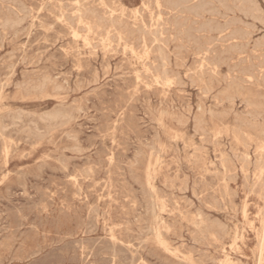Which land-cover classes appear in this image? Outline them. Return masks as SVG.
I'll return each mask as SVG.
<instances>
[{"label": "rangeland", "instance_id": "1", "mask_svg": "<svg viewBox=\"0 0 264 264\" xmlns=\"http://www.w3.org/2000/svg\"><path fill=\"white\" fill-rule=\"evenodd\" d=\"M59 1L0 0V263L264 264V0Z\"/></svg>", "mask_w": 264, "mask_h": 264}, {"label": "bare ground", "instance_id": "2", "mask_svg": "<svg viewBox=\"0 0 264 264\" xmlns=\"http://www.w3.org/2000/svg\"><path fill=\"white\" fill-rule=\"evenodd\" d=\"M57 1H58V0H57ZM60 1H61V0H60ZM60 1H59V2H60ZM68 1L70 2V0H68ZM74 1H75V0H74ZM109 1H110V0H109ZM143 1H145V0H143ZM148 1H149V0H148ZM148 1H146V2L148 3ZM153 1H155L157 7L160 9V7L162 6V0H153ZM165 1H166V0H165ZM173 1H174V0H173ZM175 1H176V0H175ZM179 1L182 2V0H178V1H176V2H178V4H179ZM183 1H184V0H183ZM187 1H189V0H187ZM199 1H200V0H199ZM202 1H203V0H202ZM218 1H219V0H217V2H218ZM243 1H244V0H243ZM243 1L241 0V2H243ZM250 1H251V0H250ZM18 2H19V1H17V3H18ZM66 2H67V1H66ZM69 2H68V3H69ZM72 2H73V1H72ZM185 2H186V1H185ZM192 2H193V0H192ZM200 2H201V1H200ZM246 2H247V0H246ZM68 3H67V4H68ZM99 3H100V1H99ZM152 3H153V2H152ZM170 3H171V2H170ZM170 3H169V5H170ZM202 3H203V2H202ZM208 3H209V1H207V4H208ZM255 3H256V2H255ZM255 3H254V4H255ZM19 4H20V2H19ZM100 4H101V3H100ZM100 4H99V5H100ZM102 4H104L103 1H102ZM105 4H106V3H105ZM115 4L117 5V3H115ZM115 4H114V5H115ZM167 4H168V3H167ZM184 4H185V3H184ZM196 4H198V1H197ZM200 4H201V3H200ZM207 4H206V6H207ZM219 4L221 5L220 2H219ZM227 4H229V2H228ZM55 5H56V4H55ZM71 5H73V4H71ZM77 5H78V4H77ZM92 5H93V4H92ZM92 5H91V6H92ZM120 5H121V4H120ZM145 5H146V4H145ZM145 5H144V6H145ZM149 5H150V3H149ZM171 5L176 7V5H173V4H171ZM181 5H182V4H181ZM187 5H188V3H187ZM194 5H195V4H194ZM210 5H211V4H210ZM251 5H252V4H251ZM23 6H24V5H23ZM50 6H51V4H50ZM52 6H53V5H52ZM75 6H76V5H75ZM95 6H96V5H95ZM95 6H94V7H95ZM100 6H101V5H100ZM147 6H148V5H147ZM167 6H168V5H167ZM167 6H166V7H167ZM172 6H169V7H172ZM177 6L181 7L180 5H177ZM199 6H200V5H199ZM201 6H203V5H201ZM201 6H200V7H201ZM212 6H213V4H212ZM215 6H217V5H215ZM39 7H40V6H39ZM58 7H59V5H58ZM61 7H63V6H61ZM73 7H74V6H73ZM78 7H79V6H78ZM92 7H93V6H92ZM114 7H115V6H114ZM120 7H121V6H120ZM154 7H155V6H154ZM157 7H156V8H157ZM164 7H165V6H164ZM179 7H178V9H179ZM187 7H189V5H188ZM187 7H185V8L187 9ZM191 7H192V6H191ZM197 7H198V5H197ZM200 7H198V8L200 9ZM223 7H224V6H223ZM225 7H228V6H225ZM256 7H258V6L256 5ZM7 8H8V7H7ZM13 8H16V7L14 6ZM50 8L52 9L53 7H50ZM54 8H55V7H54ZM71 8H72V7H71ZM71 8H70V9H71ZM97 8H98V7H97ZM102 8H103V7H102ZM105 8H106V7H105ZM127 8H128V7H127ZM202 8H203V7H202ZM207 8L209 9L210 7H207ZM213 8H214V7H213ZM237 8H238V7H237ZM240 8H241V7H240ZM243 8H244V7H243ZM247 8H248V6H247ZM29 9L31 10L32 8H29ZM94 9H95V8H94ZM116 9H117V8H116ZM118 9H119V8H118ZM123 9H124V7H123ZM133 9H134V8H133ZM139 9H141V8H139ZM148 9H149V8H148ZM150 9H153V12H155V11H154V8L151 7ZM150 9H149V10H150ZM171 9H172V8H171ZM175 9H176V8H175ZM194 9H196V7H194ZM194 9L192 8V10H191V9H190V10H191V11H194ZM203 9H204V8H203ZM35 10H36V9H35ZM39 10H40V9H39ZM46 10H48V9L46 8ZM63 10H64V9H63ZM105 10H107V9H105ZM110 10H112V9H110ZM124 10H125V9H124ZM146 10H147V9H146ZM157 10H158V9H157ZM209 10L211 11V9H209ZM209 10H208V12H209ZM215 10H216V9H215ZM224 10H225V9H224ZM229 10H230V9H229ZM238 10H239V9H238ZM17 11H18V10H17ZM113 11H114V10H113ZM113 11H112V12H113ZM125 11H126V10H125ZM128 11H129V10H128ZM137 11H139V10H137ZM137 11H136V13H138ZM150 11H151V10H150ZM161 11H162V10H161ZM165 11H166V10H165ZM173 11H175V10H173ZM184 11H185V9H184ZM188 11H189V10H188ZM191 11H190V13H191ZM199 11H200V10H199ZM213 11H214V10L212 9L211 13H212ZM216 11H217V10H216ZM219 11H220V10H219ZM219 11H217V12H218V15H219ZM225 11H226V10H225ZM241 11H242V10H241ZM241 11H240V12H241ZM250 11H251V10H250ZM258 11H259V10H258ZM263 11H264V10H263ZM18 12H19V11H18ZM37 12H38V11H37ZM48 12H49V11H48ZM54 12H55V11H54ZM64 12H65V10H64ZM69 12H70V11H69ZM76 12H77V11H76ZM108 12H109V11H108ZM120 12H121V11H120ZM129 12H130V11H129ZM168 12H169V11H168ZM170 12H171V11H170ZM178 12H180V10H179ZM194 12H196V11H194ZM197 12H198V11H197ZM197 12H196V13H197ZM203 12H204V11H203ZM243 12H244V11H243ZM246 12H248V11H246ZM59 13H61V12H59ZM127 13H128V12H127ZM131 13H132V12H131ZM147 13H148V12H147ZM181 13H184V12L181 11ZM188 13H189V12H188ZM214 13H216V12L214 11ZM234 13H235V12H234ZM252 13H253V12H251V14H252ZM254 13H255V12H254ZM258 13H259V12H258ZM19 14H20V13H19ZM97 14H99V13H97ZM103 14H104V13H103ZM103 14H102V15H103ZM106 14H107V13H106ZM133 14H134V13H133ZM140 14H142V12H141ZM155 14H156V13H155ZM163 14H164V13H163ZM169 14H170V13H169ZM174 14H175V13H174ZM178 14H179V13H178ZM198 14H199V13H197V15H198ZM224 14H225V12H224ZM251 14H250V15H251ZM259 14L261 15V12H260ZM259 14H258V15H259ZM262 14H263V12H262ZM64 15H66V14H64ZM73 15H74V13H73ZM99 15H100V14H99ZM112 15H113V14H112ZM129 15H132V14H129ZM145 15H147V14H145ZM156 15H158V14H156ZM161 15H162V14H161ZM180 15H181V14H180ZM192 15H193V14H192ZM192 15H191V16H192ZM211 15H212V14H211ZM215 15H217V14H215ZM247 15H248V14H247ZM247 15H245V16L247 17ZM256 15H257V14H256ZM59 16H60V15H59ZM77 16H78V15H77ZM90 16H91V15H90ZM103 16H104V15H103ZM105 16H106V15H105ZM114 16H115V15H114ZM114 16H113V17H114ZM116 16H118V15L116 14ZM116 16L114 17L115 19H116ZM148 16H149V15H148ZM151 16H152V15H151ZM154 16H155V15H154ZM175 16H176V15H175ZM181 16H182V15H181ZM198 16L200 17V15H198ZM243 16H244V15H243ZM252 16H253V14H252ZM252 16H251V17H252ZM262 16H263V15H262ZM73 17H76V16H73ZM99 17H100V16H99ZM125 17H126V16H125ZM143 17H144V16H143ZM185 17H187V16H185ZM193 17H195V16H193ZM201 17H202V16H201ZM222 17H224V16H222ZM227 17H228V16H227ZM55 18H57V17H55ZM58 18H59V17H58ZM58 18H57L56 20H59ZM62 18H63V17H62ZM78 18H79V17H78ZM80 18H81V17H80ZM110 18H112V17H110ZM131 18H132V17H131ZM145 18H147V16L144 17V19H145ZM152 18H154V17H152ZM152 18H151V19H152ZM171 18H172V17H171ZM177 18H178V16H177ZM188 18H189V17H188ZM190 18H191V17H190ZM190 18H189V19H190ZM195 18H196V17H195ZM230 18H231V17H230ZM230 18H229V19H230ZM236 18H237V17H236ZM236 18H234V19H236ZM244 18H245V17H244ZM247 18H248V17H247ZM257 18H258V16H257ZM28 19H29V18H28ZM71 19H72V18H71ZM94 19H95V17H94ZM127 19H128V18L126 17L125 20H127ZM139 19H140V18H139ZM151 19H150V20H151ZM154 19H155V18H154ZM168 19H169V18H168ZM193 19H194V18H193ZM229 19H228V20H229ZM234 19H232V20H234ZM61 20H62V19H61ZM80 20H81V19H80ZM88 20H89V19H88ZM128 20H129V19H128ZM160 20H161V19H160ZM160 20H158V21H160ZM169 20H170V19H169ZM171 20H172V19H171ZM175 20H176V19H175ZM181 20H182V19H181ZM186 20H187V19H186ZM216 20H217V18H216ZM240 20H241V19H240ZM252 20H253V19H252ZM70 21H71V20H70ZM77 21H78V20H77ZM85 21H86V19H85ZM133 21H135V19H134ZM140 21H141V19H140ZM158 21H157V22H158ZM182 21H183V20H182ZM188 21H190V20H188ZM197 21H198V20H197ZM203 21H204V20H203ZM203 21H202V22H203ZM205 21H206V20H205ZM209 21H210V20H209ZM214 21H215V20H214ZM234 21H235V20H234ZM242 21H243V20H242ZM242 21H241L240 23H242ZM256 21H259V20L256 19ZM261 21H262V20H261ZM59 22H60V21H59ZM75 22H76V21H75ZM127 22H128V21H127ZM137 22H138V21H137ZM160 22H161V21H160ZM174 22H175V21H174ZM178 22H179V21H178ZM191 22H192V20H191ZM202 22H201V24H204V23H205V22H204V23H202ZM227 22H228V21H227ZM237 22H238V20H237ZM259 22H260V21H259ZM262 22H263V21H262ZM121 23H122V22H121ZM121 23H120V24H121ZM129 23H130V22H129ZM131 23H132V22H131ZM131 23H130V24H131ZM138 23H139V22H138ZM165 23H167V20H166ZM165 23H163V24H165ZM172 23H173V22H172ZM183 23H184V21H183ZM193 23L196 24L195 22H193ZM213 23H214V22H213ZM215 23L217 24V23H220V22H219V21H218V22L215 21ZM224 23H225V22H224ZM243 23H244V22H243ZM243 23H242V24H243ZM260 23H261V22H260ZM76 24H77V23H76ZM82 24H83V22H82ZM102 24H103V23H102ZM147 24H148V23H147ZM163 24H162V25H163ZM168 24H169V23H168ZM184 24H186V23H184ZM194 24H193V25H194ZM197 24L200 25V23H197ZM197 24H196V26H197ZM210 24H212V20H211V23H210ZM245 24H247V23H245ZM62 25H63V24H62ZM70 25H71V24H70ZM93 25H94V24H93ZM112 25H113V24H112ZM137 25H138V24H137ZM152 25H153V24L151 23V26H152ZM157 25H159V22H158ZM190 25H191V24H190ZM190 25H186V26L189 27ZM199 25H198V26H199ZM204 25H205V24H204ZM208 25H209V24H208ZM233 25H234V24H233ZM238 25H239V24H238ZM238 25H237V26H238ZM248 25H249V24H248ZM251 25H252V23H251ZM255 25H256V24H255ZM255 25H253V27H256ZM262 25H263V23H262ZM67 26H68V25H67ZM76 26H77V25H76ZM109 26H110V25H109ZM138 26H139V25H138ZM140 26H141V24H140ZM142 26H143V25H142ZM142 26H141V27H142ZM146 26H148V25H146ZM146 26H145V27H146ZM174 26H175V23H174ZM174 26H173V27H174ZM198 26H197V27H198ZM202 26H203V25H202ZM202 26H201V27H202ZM216 26H218V24H217ZM228 26H229V24H228ZM263 26H264V25H263ZM48 27H49V26H48ZM61 27H62V26H61ZM97 27H98V26H97ZM119 27H120V26H119ZM130 27H131V26H130ZM148 27H149V26H148ZM181 27H182V26H181ZM194 27H195V26H194ZM206 27H207V26H206ZM210 27H211V25H209V29H210ZM238 27H239V26H238ZM238 27H237V28H238ZM247 27H248V26H247ZM250 27H252V26H250ZM63 28H64V27H63ZM80 28H81V27H80ZM83 28H85V27H83ZM100 28H101V27H100ZM100 28H97V29H100ZM113 28H114V27H113ZM120 28H121V27H120ZM120 28H119V29H120ZM123 28H124V25H123ZM128 28H129V27H128ZM133 28H134V27H133ZM146 28H147V27H146ZM160 28H161V26H160ZM195 28H196V27H195ZM199 28H200V27H198V29H199ZM202 28H204V27H202ZM214 28H215V27H214ZM216 28H217V27H216ZM219 28H220V27H218V30H219ZM222 28H223V25H222ZM229 28H230V27H229ZM229 28H228V29H229ZM240 28H241V27H240ZM25 29H26V28H25ZM89 29H91V28H89ZM135 29H137V28L135 27ZM147 29H148V28H147ZM150 29H151V28H150ZM170 29H171V28H170ZM172 29H173V28H172ZM174 29H176V28H174ZM174 29H173V31H174ZM179 29H180V28H178L177 30H179ZM190 29H191V28H190ZM196 29H197V28H196ZM196 29H195V30H196ZM228 29H227V30H228ZM235 29H236V28H235ZM62 30H63V29H62ZM64 30H65V29H64ZM87 30H88V28H87ZM112 30H113V29H112ZM115 30H116V29H115ZM117 30H118V29H117ZM123 30H124V29H123ZM144 30H145V29H144ZM164 30L167 31L166 29H164ZM164 30H163V31H164ZM180 30H182V29H180ZM185 30L188 32L187 29H185ZM199 30H200V29H199ZM199 30H198V31H199ZM201 30H202V29H201ZM212 30H213V29H212ZM216 30H217V29H216ZM220 30H223V29H220ZM243 30H245V28H244ZM243 30H242V32H243ZM2 31H3V30H2ZM26 31H27V30H26ZM67 31H68V30H67ZM72 31H73V30H72ZM88 31H91V30H88ZM113 31H114V30H113ZM136 31H137V30H136ZM136 31H135V32H136ZM138 31H139V30H138ZM141 31H143V30L141 29ZM148 31H149V30H148ZM148 31H146V32H148ZM153 31H154V35H155V34H156V31H155V30H153ZM165 31H164V32H165ZM175 31H176V30H175ZM189 31H190V30H189ZM213 31H215V30H213ZM223 31H224V30H223ZM233 31L235 32V30L232 29L231 33H232ZM236 31H237V30H236ZM245 31H246V30H245ZM82 32H83V31H82ZM86 32H87V31H86ZM96 32H97V30H96ZM100 32H101V31H100ZM109 32H111V30H110ZM125 32H126V31H125ZM127 32H128V31H127ZM158 32H159V30H158ZM160 32H161V31H160ZM181 32H182V31H181ZM190 32H191V31H190ZM195 32H196V31H195ZM208 32L211 33V30L208 31ZM84 33H85V32H83V34H84ZM94 33H95V31H94ZM106 33H108V32H106ZM111 33H112V32H111ZM139 33H140V31H139ZM149 33H151V32H149ZM179 33H180V32H179ZM188 33H189V32H188ZM191 33H192V32H191ZM198 33H199V32H198ZM201 33H202V32H201ZM210 33H209V34H210ZM218 33H219V32H218ZM220 33H221V32H220ZM238 33H239V31L237 32V34H238ZM123 34H124V33H123ZM128 34H129V33H128ZM159 34H160V33H159ZM173 34H174V33H173ZM173 34H172V35H173ZM182 34H183V33H182ZM185 34H186V33H185ZM192 34H194V33H192ZM246 34H247V32H246ZM60 35H61V34H60ZM60 35H59V36H60ZM63 35H64V34H63ZM70 35H71V34H70ZM74 35H75V32H74ZM74 35H73V36H74ZM76 35H77V34H76ZM95 35H96V34H95ZM117 35H118V34H117ZM135 35H136V34H135ZM139 35H140V34H139ZM162 35H163V34H162ZM165 35L168 36L167 34H165ZM194 35H196V33H195ZM194 35H193V38L195 37ZM201 35H202V38H203V34H201ZM230 35H231V34H230ZM250 35L252 36L251 33H250ZM250 35H249V36H250ZM65 36H66V35H65ZM65 36H64V37H65ZM73 36H72V39H73ZM77 36H78V35H77ZM84 36H85V35H84ZM92 36H93V35H92ZM112 36H113V35H112ZM122 36H123V35H122ZM126 36H127V35H126ZM137 36H138V35H137ZM141 36H145L144 33H142ZM159 36H160V35H159ZM169 36H170V35H169ZM180 36H181V35H180ZM182 36H186V35H182ZM189 36H190V35H189ZM191 36H192V35H191ZM215 36H216V35H215ZM226 36H227V35H226ZM231 36L233 37V35H231ZM244 36H245V35H244ZM74 37H75V36H74ZM96 37H97V36H96ZM99 37H100V36H99ZM103 37H104V36H103ZM106 37H107V35H106ZM124 37H125V36H124ZM124 37H123V38H124ZM138 37H139V36H138ZM162 37H163V36H162ZM200 37H201V36H200ZM218 37H220V34H219ZM218 37H217V38H218ZM237 37H238V36H236V39H238V38H240V37H242L241 40L243 39V36H240V37H238V38H237ZM246 37H248V35H247ZM61 38H62V37H61ZM83 38H85V37H83ZM89 38H90V37L88 36V39H89ZM93 38H94V36H93ZM107 38H108V37H107ZM107 38H106V39H107ZM120 38H121V40L123 39L121 36H120ZM127 38H129V36H128ZM130 38H131V37H130ZM160 38H161V37H160ZM167 38H168V37H167ZM169 38H170V37H169ZM169 38H168V39H169ZM187 38H188V37H187ZM198 38H199V37H198ZM208 38L211 39V37H209V36H208ZM221 38L223 39V36H222ZM226 38H227V37H226ZM1 39H2V38H1ZM97 39H98V38H97ZM99 39H100V38H99ZM118 39H119V37H118ZM145 39H146V38H145ZM168 39H167V40H168ZM176 39H177V38H176ZM195 39H196V38H195ZM213 39H214V38H213ZM218 39H219V38H218ZM218 39H217V41H219ZM222 39H221V40H222ZM232 39H234V38H232ZM236 39H235V40H236ZM263 39H264V38H263ZM81 40H82V39H81ZM84 40H85V39H84ZM89 40L91 41L92 39H89ZM101 40H102V39H101ZM116 40H117V38H116ZM121 40H120V41H121ZM126 40H128V39H126ZM136 40H137V39H136ZM142 40H143V39H142ZM155 40H156V38H155ZM157 40H158V39H157ZM162 40H163V39H162ZM167 40H166V41H167ZM202 40H203V39H202ZM228 40H229V39H228ZM247 40H248V39H247ZM250 40H251V39H250ZM3 41H4V40H3ZM74 41H75V39H74ZM85 41H86V40H85ZM85 41H83V42H85ZM110 41H111V40H110ZM110 41H109V42H110ZM124 41H125V38H124ZM160 41H161V39H160ZM180 41H181V40H180ZM199 41H200V40H199ZM199 41H198V43H199ZM210 41H211V40H210ZM214 41H215V40H214ZM258 41H259V42L256 43V44L259 45V43H261V42H260V39H259ZM72 42H73V41H72ZM81 42H82V41H81ZM105 42H106V41H105ZM114 42H115V41H114ZM132 42H133V41H132ZM132 42H131V44H133ZM135 42H136V41H135ZM157 42H158V41H157ZM194 42H195V45H196L197 40H195ZM205 42H206V41H205ZM212 42H213V41H212ZM225 42H226V40H225ZM241 42H242V41H241ZM241 42H240V43H241ZM254 42H255V41H254ZM2 43H3V42H2ZM128 43H129V42H128ZM128 43H127V44H128ZM142 43H143V41H142ZM145 43H146V42H145ZM147 43H148V42H147ZM152 43H153V42H152ZM152 43H151V44H152ZM168 43H169V42H168ZM172 43H173V42H172ZM179 43H180V42H179ZM190 43H191V42H190ZM215 43H216V42H215ZM227 43H228V41H227ZM227 43H226V44H227ZM237 43H238V42H237ZM237 43H236V44H237ZM248 43H250V42H248ZM248 43H246V44L248 45ZM263 43H264V41H263ZM74 44H75V43H74ZM112 44H113V43H112ZM112 44H111V45H112ZM125 44H126V42H125ZM137 44H138V43H137ZM159 44H160V43H159ZM159 44H158V45H159ZM163 44H164V43H163ZM181 44H182V43H181ZM184 44H186V43H184ZM217 44H218V43H217ZM217 44H216V45H217ZM231 44H232V43H231ZM234 44H235V43H234ZM234 44H233V45H234ZM246 44H245V45H246ZM256 44H255V45H256ZM67 45H69V43H68ZM102 45H103V42H102ZM107 45H108V44H107ZM109 45H110V44H109ZM138 45H139V44H138ZM147 45H148V44H147ZM149 45H150V44H149ZM187 45H191V44H188V43H187ZM208 45H209V44H208ZM208 45L206 44L205 46H208ZM229 45H230V44H229ZM229 45H228V51H229ZM247 45H246V46H247ZM262 45H263V44H262ZM90 46H91V48H92V44H90ZM116 46H117V45H116ZM123 46H125V45H123ZM129 46H130V45H129ZM132 46H133V45H132ZM132 46H131V47H132ZM136 46H137V45H136ZM140 46H141V44H140ZM162 46H163V45H162ZM174 46H175V45H174ZM185 46H186V45H185ZM197 46H198V45H197ZM211 46H212V45H211ZM218 46H219V45H218ZM221 46H222V44H221ZM226 46H227V45H226ZM226 46H225V47H226ZM231 46H232V45H231ZM252 46H253V45H252ZM263 46H264V45H263ZM263 46H259V48H260V47H263ZM49 47H50V46H49ZM71 47H72V46H71ZM84 47H86V46L84 45ZM84 47H83V48H84ZM94 47H95V46H94ZM109 47H110V46H109ZM125 47H126V46H125ZM131 47H130V49H131ZM144 47H145V46H144ZM146 47H147V46H146ZM150 47H151L152 49L154 48V47H152L151 45H150ZM164 47H165V46H164ZM177 47H178V46H177ZM186 47H187V46H186ZM186 47H185V48H186ZM237 47H238V46H237ZM103 48H104V47H103ZM107 48H108V47H107ZM117 48H118V46H117ZM117 48H116V50H117ZM123 48H124V47H123ZM126 48H127V47H126ZM132 48H133V47H132ZM134 48H135V46H134ZM134 48H133V49H134ZM138 48H139V46H138ZM140 48H143V47H140ZM148 48H149V46H148ZM156 48H157V50H159L158 47H156ZM162 48H163V47H162ZM166 48H168V47H166ZM178 48L181 49V47H178ZM192 48H193V47H192ZM214 48H215V47H214ZM222 48H223V50H224V47H222ZM230 48H231V47H230ZM240 48H241V47H240ZM244 48H245V47H243V49H244ZM252 48H253V47H252ZM77 49H78V48H77ZM95 49H96V48H95ZM128 49H129V48H128ZM130 49H129V50H130ZM133 49H132V51H133ZM173 49H174V47H173ZM186 49H187V48H186ZM186 49H184V51H185ZM196 49H197V48H196ZM196 49H195V51H196ZM202 49H203V48H202ZM209 49H210V48H209ZM215 49H216V48H215ZM220 49H221V48H220ZM231 49H232V48H231ZM238 49H239V48H238ZM256 49H257V46H256ZM261 49H262V48H261ZM60 50H61V49H60ZM92 50H94V49L92 48ZM100 50H101V49H100ZM134 50H135V49H134ZM146 50H147V49H146ZM187 50H188V49H187ZM211 50H212V49H211ZM211 50H210V51H211ZM89 51H90V49H89ZM137 51H138V50H137ZM153 51H154V50H153ZM161 51H162V50H161ZM190 51H191V50H190ZM197 51H198V50H197ZM212 51H213V50H212ZM216 51H217V50H216ZM218 51H219V50H218ZM226 51H227V49H226ZM238 51H239V50H238ZM256 51H257V50H256ZM262 51H263V50H262ZM113 52H114V51H113ZM140 52H141V51H140ZM142 52H143V51H142ZM147 52H148V51H147ZM185 52H186V51H185ZM185 52H184V53H185ZM203 52L205 53L204 50H203ZM207 52H208V51H207ZM213 52H214V51H213ZM213 52H212V53H213ZM219 52H220V51H219ZM223 52L225 53V51H223ZM239 52H240V51H239ZM252 52H253V50L251 51V53H252ZM257 52H258V51H257ZM88 53H89V52H88ZM93 53H95V52H93ZM152 53H154V52H152ZM158 53H160V52H158ZM196 53H198V52H196ZM196 53H193V54L196 55ZM209 53H210V52H209ZM212 53H211V54H212ZM220 53H221V52H220ZM226 53H227V52H226ZM229 53H230V52H229ZM232 53H234V52L232 51ZM237 53H238V52H237ZM10 54H11V53H10ZM90 54H91V53H90ZM132 54H133V52H132ZM134 54H135V53H134ZM134 54H133V55H134ZM164 54H165V53H164ZM200 54H201V53H200ZM200 54H199V55H200ZM207 54H208V53H207ZM217 54H218V53H217ZM257 54L262 55L261 53H257ZM104 55H105V54H104ZM125 55H126V54H125ZM136 55H137V54H136ZM136 55H135V56H136ZM138 55H139V54H138ZM140 55H141V53H140ZM142 55H145V53H142ZM146 55H147V54H146ZM213 55H214V54H213ZM232 55H234V54H232ZM238 55H239V54H238ZM241 55H242V54H241ZM243 55H244V54H243ZM79 56H81V54H80ZM159 56H160V55H159ZM161 56H162V55H161ZM248 56H249V55H248ZM60 57H61V55H60ZM77 57H78V56H77ZM104 57H105V56H104ZM132 57H133V56H132ZM147 57H148V56H147ZM154 57L156 58V56H154ZM164 57H165V55H164ZM181 57H182V56H181ZM210 57H213V56L210 55ZM214 57H216V54H215ZM217 57H218V55H217ZM229 57H231V56L229 55ZM254 57H255V56H254ZM257 57H259V56L257 55ZM134 58H135V57H134ZM136 58H137V56H136ZM176 58H177V57H176ZM202 58H203V57H202ZM207 58H208V57H207ZM222 58H223V57H222ZM222 58H221V59H222ZM239 58H240V60H243V58L241 59L240 56L238 57V59H239ZM250 58H251V57H250ZM263 58H264V57H263ZM163 59H164V58H163ZM196 59H198V58H196ZM210 59H212V58H210ZM234 59H236V58H234ZM234 59L232 58L231 60H234ZM254 59H255V58H254ZM138 60H139V59H138ZM147 60H148V59H147ZM153 60H154V59H153ZM161 60H162V58L160 59V61H161ZM164 60H165V59H164ZM174 60H175V59H174ZM204 60H205V59H204ZM212 60H214V59H212ZM222 60H223V59H222ZM224 60H225V59H224ZM244 60H245V58H244ZM246 60H247V59H246ZM257 60H258V59H257ZM262 60H263V59H262ZM103 61H105L104 58H103ZM103 61H102V62H103ZM142 61H143V60H142ZM149 61H150V60H149ZM149 61H148V62H149ZM156 61H157V60H156ZM165 61H166V60H165ZM196 61H197V60H196ZM205 61H206V60H205ZM219 61H220V60H219ZM228 61H229V60H228ZM235 61H236V60H235ZM260 61H261V60H260ZM260 61H259V62H260ZM71 62H72V61H71ZM79 62H80V61H79ZM137 62H138V61H137ZM154 62H155V61H154ZM157 62H158V61H157ZM162 62H163V60H162ZM174 62H175V61H174ZM191 62H192V61H191ZM193 62H195V60H194ZM197 62H198V61H197ZM197 62H196V64H197ZM206 62H207V61H206ZM209 62H210V61H209V58H208V63H209ZM212 62H213V61H211L210 63H212ZM220 62H221V61H220ZM232 62H233V61H232ZM239 62H240V61H239ZM242 62H244V61H242ZM242 62H241V64H242ZM245 62H246V61H245ZM257 62H258V61H257ZM263 62H264V60H263ZM263 62H262V63H263ZM106 63H107V62H106ZM122 63H123V62H122ZM141 63H143V62H141ZM145 63H146V61H145ZM155 63H156V62H155ZM166 63H167V62H166ZM199 63H200V62H199ZM217 63H218V62H217ZM236 63H237V62H236ZM246 63H247V62H246ZM248 63H250V61H249ZM251 63H252V61H251ZM262 63L260 64L261 66H262ZM72 64H73V63H72ZM72 64H71V65H72ZM102 64H103V63H102ZM134 64H135V63H134ZM137 64H138V63H137ZM163 64H164V63H163ZM163 64H161V65H162V68L164 67ZM206 64H207V63H206ZM214 64H215V63H214ZM221 64L223 65L224 63H221ZM225 64H226V62H225ZM227 64H228V62H227ZM243 64H244V63H243ZM263 64H264V63H263ZM152 65H153V64H152ZM156 65H158V64H156ZM194 65H195V63H194ZM211 65H213V64H211ZM211 65H208V66H211ZM233 65H234V64H233ZM250 65H251V64H250ZM254 65H256V64H254ZM254 65H253V66H254ZM143 66H144V65H143ZM165 66H166V65H165ZM206 66H207V65H206ZM216 66H217V65H216ZM216 66H215V67H216ZM218 66H220V65L218 64ZM236 66H237V65H236ZM236 66H235V67L233 66V67L236 68ZM239 66H241V65H239ZM245 66H248V64H247V65L244 64L243 68H244ZM253 66H252V67H253ZM261 66H259V68H260ZM80 67H81V66H80ZM141 67H142V66H141ZM148 67H151V66H148ZM159 67H160V66H159ZM175 67H176V66H175ZM193 67H194V66H193ZM230 67H231V65H230ZM249 67H250V66H249ZM9 68H10V67H9ZM82 68H83V67H82ZM91 68H92V67H91ZM167 68H168V67L166 66V68H165V72H166V69H167ZM181 68H182V67H181ZM198 68H199V67H198ZM206 68H207V67H206ZM210 68H211V67H210ZM210 68H209V69H210ZM216 68H217V67H216ZM226 68H227V67H226ZM231 68H232V67H231ZM231 68H230V69H231ZM234 68H233V69H234ZM241 68H242V67H241ZM243 68H242V69H243ZM245 68H247V67H245ZM245 68H244V70H245ZM250 68H251V67H250ZM95 69H96V68H95ZM95 69H94V70H95ZM135 69H136V68H135ZM145 69H146V68H145ZM148 69H149V68H148ZM211 69H212V68H211ZM228 69H229V66H228ZM228 69H227V70H228ZM248 69H249V68H248ZM254 69H255V68H254ZM257 69H258V68H257ZM257 69H256V70H257ZM261 69H263V68L261 67ZM12 70H13V69H12ZM151 70H152V69H151ZM156 70H157V69H156ZM162 70H164V69H162ZM195 70H196V69H195ZM219 70H220V68H219ZM259 70H260V69H259ZM259 70H258V71H259ZM78 71H79V70H78ZM187 71H188V70H187ZM190 71H191V70H190ZM205 71H206V69H205ZM208 71H209V70H208ZM215 71H216V70H215ZM228 71H229V70H228ZM232 71H233V70H232ZM232 71H231V72H232ZM252 71H253V70H252ZM262 71H263V70H262ZM139 72H140V71H139ZM144 72H145V70H144ZM151 72H153V71H151ZM157 72H158V71H157ZM200 72H201V71H200ZM255 72H256V71H255ZM12 73H13V72H12ZM135 73H136V71H135ZM141 73H142V72H141ZM141 73H140V74H141ZM155 73H156V72H155ZM163 73H164V72H163ZM171 73H173V72L171 71ZM174 73H175V71H174ZM210 73H211V72H210ZM212 73L214 74V71H213ZM219 73H220V71H219ZM228 73H229V72H228ZM239 73H240V72H239ZM247 73H248V72H247ZM249 73H251V72H249ZM257 73H258V72H257ZM260 73H261V72H260ZM76 74H78V72H77ZM226 74H227V73H226ZM226 74H225V75H226ZM236 74H237V71H236ZM236 74H235V75H236ZM143 75H144V74H143ZM147 75H149V74H147ZM147 75H144L145 78L147 77ZM150 75H151V74H150ZM150 75H149V76H150ZM154 75H155V74H154ZM206 75H207V73H206ZM216 75H217V74H216ZM223 75H224V74H223ZM230 75H231V74H230ZM244 75H245V74L243 73V76H244ZM158 76H159V75H158ZM236 76H237V75H236ZM236 76H235V77H236ZM243 76H241V77H239V78L241 79V78H243ZM259 76L262 77L261 75H259ZM90 77H91V76H90ZM94 77H95V75H94ZM137 77H138V76H137ZM140 77H141V76H140ZM152 77H153V76H152ZM152 77H151V80H152ZM213 77H214V76H213ZM232 77H233V76H232ZM232 77H231V78H232ZM255 77H256V74H255ZM160 78H161V77H160ZM172 78H173V77H172ZM175 78H176V77H175ZM208 78H209V77H208ZM229 78H230V76H229ZM229 78H228V79H229ZM138 79H139V78H138ZM147 79H148V77H147ZM173 79H174V78H173ZM200 79H201V77H200ZM200 79L198 78V80H200ZM223 79H224V77H223ZM228 79H225V80H228ZM234 79H236V78H234ZM234 79H233V80H234ZM240 79H239V80H240ZM257 79H259V78H256V81H258ZM94 80H95V78H94ZM135 80H136V78H135ZM142 80L145 81L144 78H142ZM151 80H150V81H151ZM160 80H161V79H160ZM162 80H163V79H162ZM166 80H167V79H166ZM175 80H176V79H175ZM209 80H211V79H209ZM212 80H213V79H212ZM217 80H218V78H217ZM219 80H220V79H219ZM225 80H224V81H225ZM229 80H230V79H229ZM233 80H231V81H233ZM242 80L244 81V78H243ZM242 80H241V83L243 82ZM136 81H137V80H136ZM140 81H141V80H140ZM153 81H154V80H153ZM153 81H152V82H153ZM163 81H164V80H163ZM167 81H168V80H167ZM167 81H164V82L166 83ZM203 81H204V80H203ZM231 81H230V82H231ZM237 81H238V80H237ZM237 81L234 80V82H237ZM44 82H45V80H44ZM146 82H147V80H146ZM171 82H172V81H171ZM190 82H191V81H190ZM197 82H198V81H197ZM204 82H205V81H204ZM244 82H245V81H244ZM244 82H243V83H244ZM249 82H250V81H249ZM252 82H253V81H252ZM0 83H2V82H0ZM83 83H84V82H83ZM142 83H143V82H142ZM153 83H154V82H153ZM158 83H159V82H158ZM165 83H164V84H165ZM191 83H192V82H191ZM199 83H200V82H199ZM202 83H203V82H202ZM239 83H240V82H239ZM243 83H242V84H243ZM246 83H248V80H247ZM262 83H263V82H262ZM43 84H44V83H43ZM128 84H129V83H128ZM146 84H147V83H146ZM151 84H152V83H151ZM159 84H160V83H159ZM161 84H162V83H161ZM170 84H171V83H170ZM228 84H229V83H228ZM248 84H249V83H248ZM115 85H116V84H115ZM180 85H181V84H180ZM204 85H205V84H204ZM232 85H233V84H232ZM232 85H231V86H232ZM250 85H252V84H250ZM6 86H7V85H6ZM192 86H193V85H192ZM1 87H2V84H1ZM135 87H138V86L136 85ZM167 87H168V86H167ZM242 87H243V86H242ZM245 87L247 88L248 86L246 85ZM245 87H244V88H245ZM98 88H99V87H98ZM98 88H97V89H98ZM129 88H130V87H129ZM207 88H208V87H207ZM227 88H228V86H227ZM230 88H231V87H230ZM232 88H233V87H232ZM251 88H252V86H251ZM251 88H250V89H251ZM117 89H118V88H117ZM200 89H201V88H200ZM223 89H224V88H223ZM247 89H248V88H247ZM91 91H92V90H91ZM91 91H90V92H91ZM101 91H102V90H101ZM176 91H178V90H176ZM198 91H199V90H198ZM201 91H202V90H201ZM102 92H103V91H102ZM130 92H131V91H130ZM27 93H29V92H27ZM91 93H92V92H91ZM93 93H94V92H93ZM121 93H122V92H121ZM197 93H198V92H197ZM203 93H204V92H203ZM101 94H102V93H101ZM103 94H104V93H103ZM208 94H209V92H208ZM127 95H129V94L127 93ZM198 95H199V94H198ZM203 95H204V94H203ZM123 96H124V94H123ZM174 96H175V95H174ZM214 96H215V95H214ZM226 96H227V95H226ZM245 96H246V95H245ZM128 97H132V96H128ZM136 97H137V96H136ZM196 97H198V96H196ZM203 97H204V96H203ZM124 98H125V97H124ZM132 98H133V97H132ZM198 98H199V97H198ZM204 98H205V97H204ZM215 98H216V97H215ZM129 99H130V98H129ZM138 99H139V97H138ZM164 99H165V98H164ZM200 99H202V98H200ZM213 99H214V97H213ZM213 99H212V100H213ZM216 100H217V99H216ZM182 101H183V100H182ZM228 101H229V100H228ZM243 101H244V100H243ZM111 102H112V101H111ZM117 102H118V101H117ZM125 102H126V101H125ZM215 102H216V101H215ZM215 102H214V103H215ZM220 102H221V101H220ZM85 103L87 104V102H85ZM218 103H219V102H218ZM245 104H246V103H245ZM94 105H95V104H94ZM119 105H121V104H119ZM160 105H161V104H160ZM218 105H219V104H218ZM213 106H216V105L213 104ZM246 106H247V105H246ZM248 107H249V106H248ZM262 107H263V106H262ZM94 108H95V107H94ZM96 108H97V106H96ZM96 108H95V109H96ZM89 109H90V108H89ZM200 109H201V107H200ZM257 109H258V108H257ZM90 110H91V109H90ZM196 110H197V109H196ZM202 110H203V109H202ZM242 110H243V109H242ZM248 110H249V109H248ZM263 110H264V108H263ZM255 111H257V110H255ZM208 112H210V111H208ZM249 112H251V109H250V111H248V113H249ZM62 113H63V112H62ZM159 113H160V112H159ZM163 113H164V112H163ZM163 113H161V114L163 115ZM166 113H167V112H166ZM213 113H214V112H213ZM215 113H216V112H215ZM244 113H245V112H244ZM244 113H243V114H244ZM252 113H254V112H252ZM167 114H168V113H167ZM219 114H220V113H219ZM241 114H242V113H241ZM243 114H242V115H243ZM256 114H257V113H254V115H256ZM263 114H264V113H263ZM25 115H26V114H25ZM25 115H24V116H25ZM220 115H221V114H220ZM247 115H248V114H247ZM249 115H250V114H249ZM167 116H168V115H167ZM195 116H197V114H196ZM62 117H64V116L62 115ZM198 117H199V116H198ZM200 117H201V116H200ZM200 117H199V118H200ZM212 117H213V116H212ZM216 117H217V116H216ZM25 118H26V117H25ZM30 118H32V116L29 117V119H30ZM225 118H227V117H225ZM240 118H243V117H240ZM253 118H254V117H253ZM34 119H35V118H34ZM156 119H157V118H156ZM201 119H202V118H201ZM234 119H235V118H234ZM254 119H255V118H254ZM256 119H257V118H256ZM23 120H24V119H23ZM38 120H39V118H38ZM157 120H158V119H157ZM235 120H236V119H235ZM245 121H246V120H245ZM12 122H14V121L12 120ZM37 122H38V121H37ZM156 122H157V121H156ZM197 122H198V121H197ZM20 123H21V122H20ZM51 123H52V122H51ZM157 123H158V122H157ZM160 123H161V122H160ZM221 123H222V122H221ZM238 123H239V122H238ZM112 124H113V122H112ZM115 124H116V123H115ZM239 124H240V123H239ZM239 124H238V125H239ZM243 124H244V123H243ZM247 124H248V122H247ZM247 124H246V125H247ZM14 125H15V124H14ZM37 125H38V124H37ZM51 125H53V124H51ZM254 125H255V124H254ZM198 126H199V124H198ZM242 126H243V125H242ZM250 126H251V125H250ZM255 126H256V125H255ZM38 127H39V126H38ZM193 127H194V126H193ZM248 127H249V126H248ZM39 128H40V127H39ZM52 128H53V127H52ZM249 128L252 129V128H254V127H249ZM114 129H115V128H114ZM152 129H153L154 132H155V129H156V128H155V129L152 128ZM26 130H27V129H26ZM97 130H98V129H97ZM199 130H200V129H199ZM237 130H238V128H237ZM240 130H241V129H240ZM240 130H239V131H240ZM245 130H247V129H245ZM255 130H256V129H255ZM201 131H202V130H201ZM253 131H254V130H253ZM260 131H262V129H261ZM113 133H114V132H113ZM156 133H157V132H156ZM201 133H202V132H201ZM228 133H229V132H228ZM199 134H200V133H199ZM237 134H238V133H237ZM241 134H243V133H241ZM46 135H47V134H46ZM113 135H114V134H113ZM158 135H159V134H158ZM158 135H156V136H158ZM208 135H209V134H208ZM232 135H233V134H232ZM235 135H236V134H235ZM210 136H211V135H210ZM228 136H229V135H228ZM243 137H244V134H243ZM156 138H157V137H156ZM244 138H245V137H244ZM246 138H247V137H246ZM261 138H262V137H261ZM3 139H5V137H3ZM221 139H222V138H221ZM158 140H160V139L158 138ZM237 140L239 141V139H237ZM237 140H236V141H237ZM244 140H245V139H244ZM48 141H49V140H48ZM112 141H113V140H112ZM211 141L214 142L213 139H212ZM238 141H237V142H238ZM245 141H246V140H245ZM258 141H259V140H258ZM139 142H140V141H139ZM151 142H152V141H151ZM202 142H203V141H202ZM207 142H208V141H207ZM216 142H217V141H216ZM242 142H243V141H242ZM11 143H12V142H11ZM152 143H153V142H152ZM152 143H151V144H152ZM171 143H172V142H170V144H171ZM203 143H204V142H203ZM217 143H218V142H217ZM254 143H255V142H254ZM112 144H113V142H112ZM141 144H142V143H141ZM210 144H211V143H210ZM212 144H213V143H212ZM242 144H244V143H241V145H242ZM246 144H247V143H246ZM260 144H261V143H260V141H259V145H260ZM255 145H256V144H255ZM112 146H113V145H112ZM127 146H128V145H127ZM132 146L134 147V145H132ZM199 146H201V145H199ZM202 146H203V145H202ZM246 146H248V145H246ZM5 147H6V145H5ZM243 147H244V146H243ZM134 148H135V147H134ZM154 148H155V147H154ZM154 148H153V149H154ZM186 148H187V147H186ZM5 149H6V148H5ZM153 149H152V150H153ZM158 149H160V148L158 147ZM194 149H195V148H194ZM194 149H193V150H194ZM261 149H262V148H261ZM141 150H142V149H141ZM197 150H198V149H196V151H197ZM232 150H233V149H232ZM108 151H109V150H108ZM155 151H156V149H155ZM233 151H234V150H233ZM157 152H159V151H157ZM197 152H199V151H197ZM237 152H238V151H237ZM252 152H253V151H252ZM262 152H264V151H262ZM1 153H2V152H1ZM111 153H112V151H111ZM155 153H156V152H155ZM161 153H162V152H161ZM150 154H151V153H150ZM164 154H165V153H164ZM193 154H195V153H193ZM220 154H221V153H220ZM99 155H100V154H99ZM142 155H143V154H142ZM156 155H157V153H156ZM162 155H163V154H162ZM201 155H202V154H201ZM221 155H222V154H221ZM253 155H254V154H253ZM256 155H257V154H256ZM25 156H26V155H25ZM145 156H146V155H145ZM149 156H150V155H149ZM258 156H259V155H258ZM123 157H124V156H123ZM143 157H144V155H143ZM199 157H201V156H199ZM202 157H203V156H202ZM220 157H222V156H220ZM235 157H237V156H235ZM6 158H7V156H6ZM110 158H111V157H110ZM134 158H135V157H134ZM148 158H149V157H148ZM161 158H162V157H161ZM243 158H244V157H243ZM248 158H249V157H248ZM261 158H262V157H261V155H260L259 160H260ZM99 159L101 160V158H99ZM135 159H136V158H135ZM135 159H134V160H135ZM221 159H222V158H221ZM221 159H220V160H221ZM245 159H247V158H245ZM63 160H64V157H63ZM137 160H138V159H137ZM201 160H202V159H201ZM220 160H219V161H220ZM224 160H225V159H224ZM259 160H257V161H259ZM263 160H264V159H263ZM88 161H89V160H88ZM138 161L140 162V160H138ZM202 161H203V160H202ZM217 161H218V160H217ZM240 161H241V160H240ZM245 161H246V160H245ZM98 162H99V161H98ZM136 162H137V161H136ZM180 162H181V161H180ZM237 162H238V161H237ZM243 162H244V161H243ZM163 163H164V161H163ZM163 163H162V164H163ZM188 163H189V162H188ZM204 163H205V162H204ZM246 163H247V162H246ZM263 163H264V162H263ZM88 164H89V162H88ZM119 164H120V163H119ZM121 164H122V163H121ZM159 164H160V163H159ZM197 164H198V163H197ZM197 164H196V165H197ZM254 164H255V163H254ZM42 165H44V164H42ZM224 165H225V164H224ZM235 165H236V164H235ZM246 165H247V164H246ZM248 165H249V164H248ZM260 165H261V164H260ZM44 166H45V165H44ZM128 166H129V165H128ZM226 166H227V165H226ZM230 166H231V165H230ZM262 166H264V165H262ZM262 166H259V170L262 168ZM41 167H42V166H41ZM41 167H40V168H41ZM89 167L91 168V166H89ZM89 167H88V168H89ZM130 167H131V166H130ZM185 167H186V165H185ZM221 167H222V166H221ZM260 167H261V168H260ZM40 168H39V169H40ZM131 168H132V167H131ZM227 168H229V167L227 166ZM227 168H226V169H227ZM237 169H238V168H237ZM242 169H243V168H242ZM86 170H88V169H86ZM90 170H91V169H90ZM216 170H217V169H216ZM263 170H264V169H263ZM20 171H21V170H20ZM83 171H84V170H83ZM91 171H92V170H91ZM91 171H90V172H91ZM132 171H133V170H132ZM256 171H257V170H256ZM17 172H18V171H17ZM87 172H88V171H87ZM217 172H218V171H217ZM230 172H231V171H230ZM234 172H237V171L235 170ZM241 172H242V171H241ZM7 173H8V172H7ZM128 173H129V172H128ZM132 173H134V171H133ZM132 173H131V174H132ZM206 173H207V172H206ZM226 173H228V172H226ZM226 173H225V174H226ZM261 173H262V171H261ZM80 174H81V173H80ZM199 174H200V173H199ZM221 174H222V173H221ZM221 174H220V176H221ZM228 174H229V173H228ZM236 174H237V173H236ZM236 174H235V175H236ZM254 174H255V173H254ZM230 175H231V174H230ZM80 176H82V175H80ZM88 176H89V175H88ZM133 176H134V175H133ZM198 176H199V175H198ZM222 176H223V175H222ZM222 176H221V178H222ZM236 176H237V175H236ZM245 176H246V175H245ZM258 176H259V175H258ZM261 176H262V174H261ZM194 177H195V176H194ZM202 177H203V176H202ZM225 177H226V176H225ZM228 177H229V176H228ZM230 177H231V176H230ZM234 177H235V176H234ZM247 177H248V176H247ZM256 177H257V176H256ZM256 177H255V178H256ZM74 178H75V177H74ZM77 178H78V177H77ZM109 178H110V177H109ZM109 178H108V179H109ZM137 178H138V176L136 177V179H137ZM218 178H219V177H218ZM248 178H249V177H248ZM210 179H211V178H210ZM234 179H235V178H234ZM243 179H244V178H243ZM243 179H242V180H243ZM256 179H257V178H256ZM256 179H255V180H256ZM137 180H138V179H137ZM194 180H195V179H194ZM224 180H225V179H224ZM224 180H223V181H224ZM230 180H232V179H230ZM245 180H247V179H245ZM258 180H260V178H259ZM225 181H226V180H225ZM235 181H236V180H235ZM75 182H76V181H75ZM244 182H245V181H244ZM192 183H193V182H192ZM200 183H201V182H200ZM204 183H205V182H204ZM204 183H203V184H204ZM223 183H227V182H223ZM223 183H222V184H223ZM233 183H234V182H233ZM245 183H246V182H245ZM252 183H253V181H252ZM254 183H255V182H254ZM257 183H258V182H257ZM24 184H25V183H24ZM110 184H111V183H110ZM139 184H140V182H139ZM139 184H138V185H139ZM195 184H196V183H195ZM216 184H218V183H216ZM247 184H248V183H247ZM192 185H193V184H192ZM211 185H212V184H211ZM245 185H246V184H245ZM255 185H256V184H255ZM78 186H79V185H78ZM140 186H141V184H140ZM205 186H206V185H205ZM217 186H218V185H217ZM221 186H222V185H221ZM225 186H226V188H227V185H225ZM246 186H247V185H246ZM251 186H252V185H251ZM253 186H254V185H253ZM193 187H194V186H193ZM197 187H198V186H197ZM202 187L204 188L203 185H202ZM210 187H211V186H210ZM215 187H216V186H215ZM8 188H9V187H8ZM194 188H195V187H194ZM194 188H193V189H194ZM203 188H202V189H203ZM205 188H206V187H205ZM205 188H204V189H205ZM248 188H249V187H248ZM248 188H247V189H248ZM259 188H260V186H259ZM10 189H11V188H10ZM79 189H80V188H79ZM147 189H148V188H147ZM193 189H192V190H193ZM198 189H199V188H198ZM223 189H224V188H223ZM227 189H228V188H227ZM254 189H256V186H255ZM254 189H253V190H254ZM34 190H35V189H34ZM81 190H82V189H81ZM195 190H196V189H195ZM199 190H200V189H199ZM215 190H216V189H215ZM215 190H214V191H215ZM218 190H219V189H218ZM220 190L222 191V189H220ZM229 190H230V189H229ZM263 190H264V189H263ZM263 190H262V191H263ZM8 191H9V190H8ZM149 191H150V190H149ZM162 191H164V190H162ZM209 191H210V190H209ZM221 191H220V192H221ZM235 191H236V189H235ZM259 191H261V190L259 189ZM262 191H261V192H262ZM6 192H7V191H6ZM24 192H25V191H24ZM78 192H80V191H78ZM147 192H148V190H147ZM152 192H153V190H152ZM193 192H194V191H193ZM230 192H231V191H230ZM233 192H234V191H233ZM80 193H81V192H80ZM126 193H127V192H126ZM195 193H197V192L195 191ZM210 193H211V192H210ZM215 193H216V191H215ZM215 193H214V194H215ZM228 193H229V191H228ZM235 193H236V192H235ZM253 193H255V192H253ZM101 194H102V193H101ZM165 194H166V193H165ZM168 194H169V193H168ZM168 194H167V195H168ZM204 194H205V193H204ZM211 194H213V193H211ZM229 194H230V193H229ZM7 195H8V194H7ZM108 195H109V194H108ZM127 195H128V194H127ZM148 195H149V193H148ZM161 195H162V194H161ZM161 195H160V196H161ZM193 195H195V194H193ZM248 195H249V194H248ZM33 196H34V195H33ZM149 196H150V195H149ZM165 196H166V195H165ZM168 196H169V195H168ZM195 196H198V195H195ZM207 196H209V193L207 194ZM234 196H235V195H234ZM237 196H238V194H237ZM263 196H264V195H263ZM23 197H24V195H23ZM86 197H87V196H86ZM162 197H163V196H162ZM169 197L171 198V196H169ZM169 197H168V198H169ZM203 197H204V196H203ZM31 198H32V197H31ZM31 198H30V199H31ZM99 198H100V197H99ZM103 198H104V197H103ZM175 198H176V197H175ZM180 198H181V197H180ZM197 198H198V197H197ZM153 199H154V198H153ZM161 199H162V198H161ZM171 199H172V198H171ZM207 199H208V198H207ZM207 199H206V200H207ZM213 199L216 200V198H214V197H213ZM0 200H1V199H0ZM125 200H126V199H125ZM167 200H168V199H167ZM173 200H174V199H173ZM173 200H172V201H173ZM211 200H212V199H211ZM147 201H148V200H147ZM217 201H218V200H217ZM217 201H216V202H217ZM222 201H223V200H222ZM262 201H263V200H262ZM186 202H188V201L186 200L185 203H186ZM206 202H208V201H206ZM206 202H205V203H206ZM209 202H210V201H209ZM216 202H215V203H216ZM134 203H135V202H134ZM147 203L149 204V202H147ZM213 203H214V202H213ZM213 203H212V204H213ZM230 203H232V202L230 201ZM190 204H191V203H190ZM153 205H154V204H153ZM153 205H152V206H153ZM165 205H166V204H165ZM214 205H216V204H214ZM214 205H213V206H214ZM231 205H232V204H231ZM246 205H247V204H246ZM95 206H96V205H95ZM190 206H191V205H190ZM207 206H210V205H207ZM234 206H235V205H234ZM90 207H91V206H90ZM160 207H161V206H160ZM167 207H168V206H167ZM210 207H211V206H210ZM214 207H216V206H214ZM231 207H232V206H231ZM246 207H247V206H246ZM63 208H64V207H63ZM99 208H100V207H98V209H99ZM247 208H248V207H247ZM86 209H87V208H86ZM98 209H95V210H98ZM150 209H151V208H150ZM176 209H177V208H175V210H176ZM179 209H180V208H179ZM211 209H213V208H211ZM232 209H233V208H232ZM243 209H244V207H243ZM106 210H107V208H106ZM245 210H246V209H245ZM98 211H99V210H98ZM98 211H97V212H98ZM151 211H153V210H151ZM167 211H168V210H167ZM176 211H178V210H176ZM179 211H180V210H179ZM226 211H227V210H226ZM235 211H236V209H235ZM235 211H234V212H235ZM261 211H262V210H261ZM18 212H19V211H18ZM102 212H103V211H102ZM185 212H186V210H185ZM242 212H243V211H242ZM29 213H30V212H29ZM246 213H247V212H246ZM93 214H94V213H93ZM178 214H181V213H178ZM182 214H183V213H182ZM242 214H243V213H242ZM244 214H245V213H244ZM22 215H23V214H22ZM91 215H92V214H91ZM94 215H95V214H94ZM101 215H103V214L101 213ZM150 215H151V214H150ZM150 215H149V216H150ZM95 216H96V215H95ZM151 216H152V215H151ZM193 216L195 217V215H193ZM244 216H245V215H244ZM102 217H103V216H102ZM205 217H206V215H205ZM208 217H209V216H208ZM257 217H258V216H257ZM183 218H184V217H183ZM243 218H244V217H243ZM245 218H246V217H245ZM245 218H244V219H245ZM22 219H23V218H22ZM24 219H25V218H24ZM163 219H164V218H163ZM206 219H207V218H206ZM175 220H176V219H175ZM200 220H201V219H200ZM213 220H215V219H213ZM20 221H21V219H20ZM147 221L149 222L150 220L147 219ZM195 221H196V220H195ZM150 222H151V221H150ZM164 222H165V221H164ZM181 222H182V221H181ZM188 222H189V221H188ZM216 222H217V221H216ZM21 223H22V222H21ZM178 223H179V222H178ZM196 223H197V222H196ZM207 223H208V222H207ZM210 223L212 224V222H210ZM179 224H180V223H179ZM181 224H182V223H181ZM205 224H206V223H205ZM211 224H210V227H211ZM213 224H214V222H213ZM176 225H177V224H176ZM251 225H252V224H251ZM95 226H96V225H95ZM167 226H168V225H167ZM206 226H207V225H206ZM140 227H141V226H140ZM220 227H221V226H220ZM33 228H34V227H33ZM145 228H146V227H145ZM218 228H219V227H218ZM257 228H258V227H257ZM111 229H112V228H111ZM141 229L145 230L144 228H141ZM150 229H151V228H150ZM16 230H17V229H16ZM112 230L114 231V229H112ZM158 230H159V229H158ZM175 230H176V229H175ZM224 230H225V229H224ZM92 231H93V230H92ZM113 231H112V232H113ZM145 231H146V230H145ZM176 231H177V230H176ZM135 232H136V231H135ZM166 232L168 233V230H167ZM85 234H87V233L85 232ZM210 234H211V233H210ZM210 234H209V236H210ZM260 234H261V233H260ZM112 235H113V234H112ZM153 235H154V234H153ZM158 235H159V234H158ZM18 236H19V235H18ZM198 237H199V236H198ZM200 237H201V236H200ZM147 238H148V237H147ZM147 238H146V239H147ZM257 238H258V237H257ZM203 239H204V238H203ZM263 239H264V238H263ZM82 240H83V239H82ZM194 240H195V239H194ZM200 240H201V239H200ZM200 240H198V241H200ZM15 241H16V240H15ZM83 241H84V240H83ZM155 241H156V240H155ZM198 241H197V242H198ZM258 241H259V240H258ZM203 242H204V241H203ZM66 244H67V243H66ZM71 244H72V243H71ZM204 244L206 245V243H204ZM204 244H203V245H204ZM117 245H118V244H117ZM139 245H140V244H139ZM209 245H210V244H209ZM21 246H22V245H21ZM67 246H68V245H67ZM83 246H84V245H83ZM93 246H94V245H93ZM101 246H102V245H101ZM113 246H114V245H113ZM212 246H213V245H212ZM232 246H233V245H232ZM124 247H125V246H124ZM129 247H130V246H129ZM189 247H190V246H189ZM38 248H39V247H38ZM70 248H72V247H70ZM82 248H83V247H82ZM88 248H89V246H88ZM111 248H112V247H111ZM116 249H117V248H116ZM196 249H197V248H196ZM196 249H195V250H196ZM223 249H225V248H223ZM94 250H95V248H94ZM166 250H167V249H166ZM174 250H175V249H174ZM33 251H34V250H33ZM52 251H53V250H52ZM118 251H119V250H118ZM122 251H123V250H122ZM133 251H134V250H133ZM36 252H37V251H36ZM101 252H102V251H101ZM131 252H132V251H131ZM206 252H207V251H206ZM116 253H117V252H116ZM124 253H125V252H124ZM147 253H148V252H147ZM189 253H191V251H190ZM30 254H31V253H30ZM47 254H48V253H47ZM61 254H62V253H61ZM121 254H122V253H121ZM131 254H132V256H134L133 253H131ZM191 254H192V253H191ZM116 255H117V254H116ZM53 256H54V254H53ZM72 256H73V255H72ZM31 257H32V256H31ZM127 257H128V256H127ZM136 257H137V255H136ZM54 258H55V256H54ZM102 258H104V257H102ZM102 258H100V259H102ZM115 258H116V257H115ZM117 258H118V257H117ZM137 258H138V257H137ZM262 258H263V257H262ZM50 259H51V258H50ZM95 259H96V258H95ZM40 260H41V259H40ZM77 260H78V259H77ZM117 260H118V259H117ZM133 260H134V259H133ZM135 260H136V259H135ZM37 261H38V260H37ZM64 261H65V260H64ZM118 261H120V259H119ZM200 261H201V260H200ZM0 262H1V261H0ZM46 262H47V261H46ZM82 262H83V261H82ZM95 262H96V261H95ZM134 262H135V261H134ZM202 262L204 263V260H203ZM226 262L229 263L230 261H229V260H226ZM31 263H32V262H31ZM34 263H35V262H34ZM99 263H100V262H99ZM103 263H104V262H103ZM258 263H259V261H258ZM0 264H1V263H0ZM41 264H42V263H41ZM52 264H53V263H52ZM100 264H101V263H100ZM131 264H132V263H131ZM133 264H134V263H133ZM232 264H233V263H232ZM239 264H240V263H239Z\"/></svg>", "mask_w": 264, "mask_h": 264}]
</instances>
